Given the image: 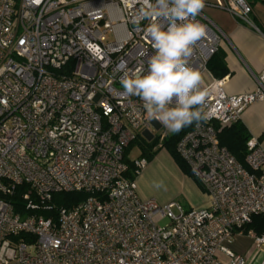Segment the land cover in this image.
<instances>
[{
  "label": "built area",
  "instance_id": "1",
  "mask_svg": "<svg viewBox=\"0 0 264 264\" xmlns=\"http://www.w3.org/2000/svg\"><path fill=\"white\" fill-rule=\"evenodd\" d=\"M140 6L0 0V264H253L228 244L264 214V148L248 139L247 169L220 145L218 133L264 99V68L253 74L252 92L226 94L225 77H212L206 67L222 36L203 12L196 17L207 35L189 64L208 92L207 119L194 123L175 150L208 205L174 215V203L140 198L135 180L124 176L130 142L145 132L159 141L167 135L120 83L126 71L146 69L154 52L149 21L133 22ZM205 7L255 27L245 0H205ZM132 163L136 176L147 159ZM21 185L23 213L9 201ZM57 192L87 196L56 206ZM247 233L256 246L264 244V233Z\"/></svg>",
  "mask_w": 264,
  "mask_h": 264
},
{
  "label": "crops",
  "instance_id": "2",
  "mask_svg": "<svg viewBox=\"0 0 264 264\" xmlns=\"http://www.w3.org/2000/svg\"><path fill=\"white\" fill-rule=\"evenodd\" d=\"M250 5V18L255 27L219 8L204 7L202 10L222 36L217 52L229 72L223 86L229 95L252 92L255 89L253 74L264 68V0H251ZM239 121L248 130L250 138L257 139L264 148V99L249 103ZM140 136L153 137L147 132ZM153 150L152 158L134 178L138 196L152 198L160 204L177 202L184 211L207 207L208 198L192 176L184 173L159 143ZM130 151L136 153V156L128 154L130 160L139 157L136 145ZM253 233L257 235L255 231ZM228 247L234 253L246 256L253 264H264V244L256 246L253 234L236 233Z\"/></svg>",
  "mask_w": 264,
  "mask_h": 264
},
{
  "label": "clouds",
  "instance_id": "3",
  "mask_svg": "<svg viewBox=\"0 0 264 264\" xmlns=\"http://www.w3.org/2000/svg\"><path fill=\"white\" fill-rule=\"evenodd\" d=\"M141 5L134 23H149L145 29L153 54L143 65L121 77L124 95L136 96L150 119L169 132L207 119L204 111L208 92L201 88V73L190 66L194 46L207 35L196 17L205 0H137Z\"/></svg>",
  "mask_w": 264,
  "mask_h": 264
},
{
  "label": "trees",
  "instance_id": "4",
  "mask_svg": "<svg viewBox=\"0 0 264 264\" xmlns=\"http://www.w3.org/2000/svg\"><path fill=\"white\" fill-rule=\"evenodd\" d=\"M249 5L251 0H245ZM251 6V5H250ZM252 20V19H251ZM253 22V21H252ZM207 70L214 78H223L228 76V70L224 65L222 56L217 52V50L212 54L206 63ZM195 123V122H194ZM185 126L182 130L177 133L169 132L161 141H159L158 136H153L151 139H147L143 136L136 137L135 140L129 143V145L124 150V162L127 164V171L124 176L129 179H134L135 174L133 172V163L129 159L128 153L133 146H137L140 151L139 157H144L149 161L155 153L153 147L159 143L160 147L165 148L179 168L186 174L191 176L189 168L184 160L177 154L175 150V145L177 140L191 127L194 125ZM250 138V134L246 127L239 120L233 123L231 126L223 128L218 133V140L220 145L226 147V149L235 157V159L245 168L248 166L245 163L246 155V142ZM25 190V185L17 187L13 195L9 197V201L13 204L14 211L22 213L25 212L24 201L22 199V193ZM87 196L85 192H57L52 195V203L56 206H66L71 207L77 204ZM56 210H52V214L55 215ZM42 213L47 216L50 214L48 211H42ZM248 230L255 231L257 235L264 233V214H259L253 216L250 223L244 226L243 232L247 233Z\"/></svg>",
  "mask_w": 264,
  "mask_h": 264
},
{
  "label": "rangeland",
  "instance_id": "5",
  "mask_svg": "<svg viewBox=\"0 0 264 264\" xmlns=\"http://www.w3.org/2000/svg\"><path fill=\"white\" fill-rule=\"evenodd\" d=\"M112 39V37H111V35L110 34H107V36H106V40H111ZM132 149V148H131ZM131 153H133V154H131ZM129 155H135L136 153L135 152H129L128 153ZM136 156V155H135ZM174 207H172V209H171V211H172V213L174 214V215H177V214H179L180 213V206H179V204L177 203V202H174ZM167 220H164V221H162L161 223H164V222H166Z\"/></svg>",
  "mask_w": 264,
  "mask_h": 264
}]
</instances>
